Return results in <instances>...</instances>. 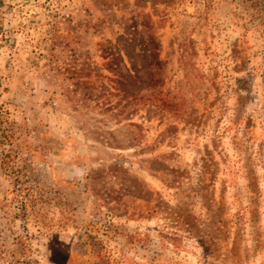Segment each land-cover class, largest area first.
I'll list each match as a JSON object with an SVG mask.
<instances>
[{
    "label": "rangeland",
    "instance_id": "rangeland-1",
    "mask_svg": "<svg viewBox=\"0 0 264 264\" xmlns=\"http://www.w3.org/2000/svg\"><path fill=\"white\" fill-rule=\"evenodd\" d=\"M0 264H264V0H0Z\"/></svg>",
    "mask_w": 264,
    "mask_h": 264
}]
</instances>
